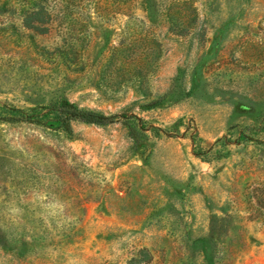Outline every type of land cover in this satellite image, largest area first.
Listing matches in <instances>:
<instances>
[{"label": "rangeland", "instance_id": "obj_1", "mask_svg": "<svg viewBox=\"0 0 264 264\" xmlns=\"http://www.w3.org/2000/svg\"><path fill=\"white\" fill-rule=\"evenodd\" d=\"M65 99L148 137L0 120V264H264V0H0V116Z\"/></svg>", "mask_w": 264, "mask_h": 264}, {"label": "trees", "instance_id": "obj_2", "mask_svg": "<svg viewBox=\"0 0 264 264\" xmlns=\"http://www.w3.org/2000/svg\"><path fill=\"white\" fill-rule=\"evenodd\" d=\"M40 15L42 19L43 12H35ZM43 21V20H42ZM0 120L12 121V122H29L45 125L48 128H54L55 130H63L67 133L72 132V124L74 122H81L85 124H92L97 126H107L123 122L129 130V137L133 140L135 145H139L144 138H147L148 127L146 123L137 116H131L127 113L105 115L92 110L80 108L72 101L65 99L54 109L49 110L44 116L38 117H26L22 118H6L0 116ZM156 131H161L160 128H152ZM150 130V129H149ZM205 155L204 152H195V156L202 158Z\"/></svg>", "mask_w": 264, "mask_h": 264}]
</instances>
